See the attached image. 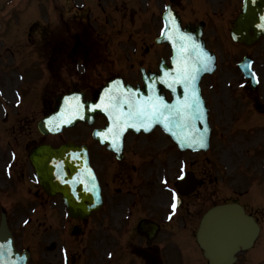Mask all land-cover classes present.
Listing matches in <instances>:
<instances>
[{"label":"rangeland","instance_id":"1","mask_svg":"<svg viewBox=\"0 0 264 264\" xmlns=\"http://www.w3.org/2000/svg\"><path fill=\"white\" fill-rule=\"evenodd\" d=\"M86 1L87 0H74L70 3V5H72V9L73 6L75 8H80L86 3ZM66 3L67 0L63 2H60V0H0V65L4 62L7 63L5 58L9 55L4 54L5 49L9 48L10 51L18 50L15 55L18 59H22L21 64L25 65L26 79L31 80L37 77L36 80L42 82V93L48 97V99L46 98L47 100H50L52 95L60 91V83L62 81L65 82L66 75L69 72L72 73V69H79L78 66L80 67V58L78 57L74 61L73 57H70L68 54L75 45H79L81 42L80 46L89 47L92 51L98 52L100 57L103 56L105 52V56L107 57L117 52L114 49L117 47H145L146 44H143V42H147L145 38L147 36L150 38V32H146V30H150V2L148 0H144L141 3L142 8L139 7V5H136L134 8H137L138 16L148 15L149 17L135 18L136 16L132 15V17L135 18V21L131 26L129 25V21L121 22L122 25L124 24V27H129L131 30L130 36L129 33H126L121 35V37H116L119 34L115 33L114 30L116 27L112 26V24H116V15L119 14V9H122L121 6L118 5L120 4L119 0H116V2L113 0H101L100 5H106L108 7L106 8L107 11L104 16V22L103 17L100 20L102 26L99 25L98 22H91L86 27H84L85 24L81 23V20H85L84 18L73 17V23L68 18H64V16L68 17V14L65 12L70 10ZM114 3H116V7L118 8L116 9V13L115 7H113ZM61 5H63V7H61ZM127 5L129 6V4ZM55 6H58V15L63 16H58L56 20L52 17L50 18V16L55 15ZM211 11L214 12L213 9ZM48 18L50 23L44 21ZM67 22L70 26L67 25ZM38 24H40L38 29L42 32V34H37L35 31L27 33L29 28L32 27L33 29V27L35 25L38 26ZM92 27H97V29H95L96 31L98 28L105 27V31L109 34L111 33L112 36H115L112 38H108L106 36L96 37L91 34L92 31L95 33V30ZM98 31L101 32V30ZM75 32L78 33V37ZM147 44H149V42ZM37 47L40 49V51H37L38 56L35 54L32 55L35 52L32 48ZM55 49L58 50L56 52L57 54L53 53ZM62 50L63 52H61ZM31 51L33 52L32 54H30ZM147 51H149L150 54V47ZM136 56H138V54L133 55V57ZM10 58L13 57H9L7 59L9 60ZM92 61V64L89 65L90 67L92 66L91 70L100 71L99 62L97 63V61ZM107 61L108 60H106V62ZM111 64L114 66L112 70H116L115 62ZM260 69L264 75V67H261ZM93 74L94 72L91 71L92 77ZM221 75V73L218 74V92L220 93L219 104H221L222 118L220 119L218 128L215 129V132L212 135L210 150L207 153L187 154V156L182 157L187 168L195 170L200 167L198 174L203 180L202 186L198 189L195 195L184 198L180 208L177 210V215L175 214L176 216H172L169 205V190L167 189H172V186L169 185L168 177H166L167 174L163 173V176L161 174L157 175L158 172L156 170L155 174H153L155 176H152L154 181L150 179V183L154 185L150 189V214L152 212V216H156L157 218L160 216L163 218L165 214L172 216V224L167 226L171 230L176 229L177 224L182 226L185 221L183 217H187V215L188 223L193 224L195 228L197 220L200 218L199 213L201 214V212L205 211L207 208L228 200L243 202L244 205H246V207L252 212H257L260 208L264 212V129L262 127L254 126L256 125L255 122H251V119H242L240 115V119L237 121L243 123L244 125H248L249 129L252 125L253 129L247 131L246 133L244 132V134L233 135H229L228 132L225 131L229 127L230 119L223 115L226 111L230 112L232 109H228L226 107V103L222 98V93H226L227 87H225V83L227 80L225 77L221 80ZM62 88L66 89L67 87ZM9 89V91H5L2 87H0V92H2L1 95L4 97L8 94V92L13 95L11 91H13L14 88L10 87ZM262 93L264 94V78H262V83L258 91L259 95ZM29 98L31 100L30 106H33L34 104L32 101H35L34 96L30 95ZM1 108H4L3 104H0V109ZM255 117L257 120L260 115ZM216 119H218V115L216 116ZM35 123V118L24 119L20 121L19 126H22L26 131H29L28 134H33L32 138H37L38 134L35 132L34 135L33 132V129H35ZM98 124H100L99 120L92 127ZM90 131L91 128H87V126L83 125L72 130L64 131L57 136L43 137L42 142H51L55 145H59L66 141H73L75 143L87 142L91 145V147H96L95 143L92 142L89 136ZM156 137L157 136H154V138ZM160 148H165V144H161V141ZM180 155L181 154L179 153V156ZM94 159L97 161L94 164L99 169H102V172L106 171L105 168L110 170V167H112L111 159L108 160V157L106 156H101L100 160L97 158ZM196 160L200 163L194 166ZM174 164L175 167H177V171H174L173 177L177 178V174L178 172L180 173L181 169H178V161L174 162ZM117 170H120V168L112 167L109 172V176L106 175L104 179H109L112 182L115 181L113 178L119 179L117 176ZM162 177H165L163 182L164 184L161 183ZM248 189L251 190L252 197H249V194L247 195V192H250ZM260 213L259 221L261 222L264 215L261 211ZM118 215L119 214L116 213V210L107 213V217L104 218V222L101 224L102 230L98 237L107 239L109 225L113 221L117 220ZM132 219L133 217L129 216L127 221L131 222ZM262 224L261 237L258 239L255 248L250 252L251 254L254 253V260L264 259V220L262 221ZM44 237L47 238L48 236L45 234ZM186 238L188 239L185 247L186 252L188 253H186V263L197 264L199 263L198 260H200L204 264V262L200 259V256H198L200 253L197 248L195 249L193 236L189 231L187 232ZM167 248L168 247L162 250L161 253L165 254V250H167ZM183 259L184 257L181 261ZM239 259L243 260L244 256H240ZM165 263L168 264L167 259ZM236 264L243 263L239 261Z\"/></svg>","mask_w":264,"mask_h":264},{"label":"flooded vegetation","instance_id":"2","mask_svg":"<svg viewBox=\"0 0 264 264\" xmlns=\"http://www.w3.org/2000/svg\"><path fill=\"white\" fill-rule=\"evenodd\" d=\"M158 1L159 0H150V3L152 2L150 5L152 8V15H154V7L159 5ZM163 2L171 5L177 12L180 16L182 26L187 25L189 22L197 25V23L202 20L196 17V10L198 9L196 6L197 0H161V3ZM215 2H217L219 6H223V10L220 11L221 18H223L226 23L231 24L237 13L235 7L237 0H215ZM189 13H193L195 17H190V19L186 21V15ZM154 28L155 22L152 25V29ZM218 32L219 31L213 29L212 25H209L208 21H205L203 31L205 39L216 38L214 34ZM206 45L208 46L207 41ZM210 45L214 46V42L210 43ZM241 48L245 51L248 50V48L246 49L244 46ZM207 106L210 114L212 106L208 102ZM26 149H28V146L26 143L22 142L0 143V170L5 166L4 164H6V153L15 150L18 155L16 162L14 164L12 163L8 168V174L0 173V186L5 188L4 192L0 191V209L15 211V215H17V229L12 230L15 244L17 248L20 249L18 247H21L20 243L26 241V244L29 245L31 254L30 264H139L138 249H131V253L126 256L121 254L122 239L106 240L97 238L98 235L93 237V229L100 225L98 220L92 219L94 216L84 220L69 219L68 217L64 218L61 216L64 208L56 206L54 201L52 206H44L49 198L44 195L42 189L40 187H33V189L23 181L29 177L27 174L28 165L26 166V164H24V159L27 158ZM120 185H122L121 181ZM101 187L102 191L103 188H107L104 189V191L106 193L109 192L108 183H104L103 181ZM114 190L115 189H113V191ZM116 194L117 196L109 199V201L106 198L104 199L101 211L106 208L108 203L113 210L119 213L123 211V198L120 187L117 188ZM49 208H51V213L45 215L44 209L48 210ZM148 211L150 212L149 208ZM27 213H30V215H27ZM123 215L126 216V214ZM22 218L26 221L27 226H33L26 230L21 229L20 220H22ZM43 218H47L46 223L50 224L49 228L51 229L48 237V244H53V249L48 253L42 250L44 247L42 244H39L42 237H40L36 231L44 225V221H42ZM148 219L150 220V213ZM137 222L138 219L136 223ZM134 223L135 222H132V224ZM74 227L80 229L78 234L72 233V228ZM133 240L138 241V238ZM144 258H146V256H144Z\"/></svg>","mask_w":264,"mask_h":264},{"label":"snow or ice","instance_id":"3","mask_svg":"<svg viewBox=\"0 0 264 264\" xmlns=\"http://www.w3.org/2000/svg\"><path fill=\"white\" fill-rule=\"evenodd\" d=\"M168 38L177 53L174 61L176 67L173 72L164 73L165 77L172 76L171 81L161 78L159 81L150 83L148 87L152 94L147 96H141L138 92L127 89L116 81V88H106V94L100 97L99 103L81 101L78 96L68 97L65 103L75 102L74 107L69 109L73 113L72 118L84 119L86 111L95 112L98 109L104 111L111 122V127H108L107 132L97 133V135L103 136L106 141L108 137H111L113 148L117 147L116 142L128 129L134 128L137 132L141 130L148 132L155 124H162L165 130L171 132L174 137H177L174 129H179L182 135L177 137V140L181 147H192L193 143L197 142L200 147H204L203 134L197 140L195 136L183 133L185 130L194 132L196 121L204 123L203 106L195 94V81L198 72L208 70L211 58L200 51L199 46L194 42L189 46L186 42L191 41V37L181 34L178 28L173 27ZM193 52L197 53L194 59L192 58ZM157 82L166 84L173 92H175L173 85L182 86L185 92L183 100H178L175 104L167 103L163 96L156 94L155 83ZM63 118L59 116L49 121V130L59 129L62 126L60 120ZM72 118L68 119L67 123H72ZM204 131L206 132L207 129ZM172 208H176L174 202Z\"/></svg>","mask_w":264,"mask_h":264},{"label":"water","instance_id":"4","mask_svg":"<svg viewBox=\"0 0 264 264\" xmlns=\"http://www.w3.org/2000/svg\"><path fill=\"white\" fill-rule=\"evenodd\" d=\"M264 4L261 0H245V5L243 8V13L239 16L238 28L244 33L249 30H253L255 33V39L263 34L264 35ZM240 39L234 38L236 41L245 40L246 43H250L249 39L245 34H242ZM177 56V54H176ZM177 58V57H176ZM211 65L213 60L211 59ZM175 64V63H174ZM176 66V65H175ZM210 71L201 70L197 73L198 78ZM150 80V77L147 79ZM116 88V87H115ZM114 88V89H115ZM65 116L62 122L63 124L68 121V113H63ZM73 116V115H72ZM88 123H91L92 115L85 116L84 118ZM47 120V119H46ZM44 120L40 125V130L44 131L45 126H50L48 122ZM199 123V121H197ZM72 123L69 125H72ZM197 126V123H195ZM41 151L37 153L40 158L33 156L34 164L36 165L39 177L42 181L43 186L49 193H61L64 198L66 206L70 209L71 216H82L87 215L90 209L97 207L99 202V194L97 184L95 183L93 173L89 167L87 161V154L85 147H75L71 144L65 145L60 149L51 150L49 147L40 148ZM230 219V220H229ZM234 219V225H232V220ZM225 220H229L225 222ZM215 223L219 230H227L229 232L233 230L240 231V237L238 242L233 237V235L225 236L222 240L223 247L221 250L225 251L224 263L218 262L213 254L212 248L204 243L205 234H202L200 239V244L205 251V256L209 259L212 264H228L230 260L233 259L232 255L239 248L248 247L254 238V223L253 221L243 214L242 209L237 205H226L221 207H216L210 210L202 220L201 225L208 227ZM256 229V227H255ZM245 232L250 233V235L244 236ZM10 238L7 234L6 225L4 219H2L0 224V264H7L12 260H17V256L14 255ZM8 249V253L6 251ZM5 249V251H4ZM5 252L4 255H8L9 259L5 258L4 261L1 257V253ZM20 260V259H19ZM17 263V261H16ZM21 264H25V259H23Z\"/></svg>","mask_w":264,"mask_h":264},{"label":"bare ground","instance_id":"5","mask_svg":"<svg viewBox=\"0 0 264 264\" xmlns=\"http://www.w3.org/2000/svg\"><path fill=\"white\" fill-rule=\"evenodd\" d=\"M75 102L74 101H70L68 103H65L62 106V112L64 113V111H67L70 107H74ZM70 116H72V114H70ZM232 225H234V219L232 220ZM206 228L207 226H202L201 227V236L202 234H205L204 237V243L206 245H209L211 247L217 248V252L216 255L217 256H223V262L225 259V251L221 250V248L223 247V243L225 244V242H223V237L228 236V235H233V237L236 239V241L238 242V239L240 237V231L238 230H233L231 232L227 231V230H219L217 228V225L213 222L209 227L208 230L206 232Z\"/></svg>","mask_w":264,"mask_h":264}]
</instances>
